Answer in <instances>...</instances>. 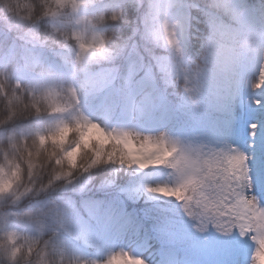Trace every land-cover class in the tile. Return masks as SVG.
<instances>
[{
    "label": "clouds",
    "instance_id": "1",
    "mask_svg": "<svg viewBox=\"0 0 264 264\" xmlns=\"http://www.w3.org/2000/svg\"><path fill=\"white\" fill-rule=\"evenodd\" d=\"M133 2L0 0V31L18 30L24 40L11 53L16 70L5 72L0 65V264H72L51 237L41 234L53 209L22 207L43 193L111 165L170 172L154 187L174 189L205 166L197 150L164 136L109 128L82 105L102 84L92 74L115 54L112 29ZM138 2L166 37L169 74L189 95H197L209 80L227 81L245 66L264 68V0H258L259 8L250 7L249 0H209L212 11L227 19L210 30L200 60L186 54V21L173 18L187 0ZM172 5L161 27L153 13ZM57 50L63 52L59 58ZM5 55L0 44V57ZM81 74L86 78L73 83Z\"/></svg>",
    "mask_w": 264,
    "mask_h": 264
},
{
    "label": "trees",
    "instance_id": "2",
    "mask_svg": "<svg viewBox=\"0 0 264 264\" xmlns=\"http://www.w3.org/2000/svg\"><path fill=\"white\" fill-rule=\"evenodd\" d=\"M249 5L253 8L262 6L258 0H249ZM174 13L188 17L186 54L194 60H200L203 41L216 23H222L227 17L213 12L209 0H187ZM153 21L149 20V13L144 11V6L138 0L127 6L121 21L112 29L116 52L94 69L93 78H102V84L83 98L85 110L95 117L105 114L112 121L120 118L124 120L132 97L129 92L153 81L156 83L154 90L144 97L146 105L150 109L165 106L166 121L176 125L180 123L183 133H189L201 120L211 117L212 111L231 115L238 103L237 90L243 87L249 77L246 69L243 68L223 83L209 80L197 95H189L169 74L167 41L160 30L154 34ZM49 27L51 25L42 26L37 31L44 32ZM22 43V33L18 30L0 31V44L7 53L0 57L3 71L16 70L9 53ZM55 55L59 58L63 52L57 50ZM86 76H73L72 81L76 83ZM120 106L123 109L117 113ZM124 112L126 115L121 116ZM224 123L215 133L211 131L207 135L205 154L230 145L232 134L225 130ZM158 170L122 165L97 168L79 181L43 193L37 201L31 204L25 202L22 207L27 210L44 204L43 211L53 209L45 217L41 234L51 237L52 243L72 264H96L98 256H107L112 251L111 242L115 236L123 237L128 233L133 240H151L156 237L164 252L172 256L176 254L177 247L193 242L196 237L212 235L209 244L219 249L221 258H235L238 249L233 240L234 232L218 230L213 223L205 227L200 220L189 216L183 204L174 198L161 196L154 201L150 197L144 179ZM96 200L100 201L105 213L100 217L96 215L94 219L90 208ZM117 204V214L110 215V210Z\"/></svg>",
    "mask_w": 264,
    "mask_h": 264
},
{
    "label": "snow or ice",
    "instance_id": "3",
    "mask_svg": "<svg viewBox=\"0 0 264 264\" xmlns=\"http://www.w3.org/2000/svg\"><path fill=\"white\" fill-rule=\"evenodd\" d=\"M253 88L264 90V68L259 70ZM254 103L257 108L264 107V100L257 99ZM248 127L255 138L260 125L251 123ZM251 147L255 149V145ZM203 155L205 166L186 184L174 189L152 186L149 191L175 197L187 214L200 220L205 227L213 223L226 233L239 229L240 236L250 237L254 244L252 264H264V207L260 206L255 195H246L249 189L264 192V150L259 156L253 153L250 160L247 150L232 145ZM121 261L123 264H145L142 258L125 252L109 257L108 264Z\"/></svg>",
    "mask_w": 264,
    "mask_h": 264
},
{
    "label": "rangeland",
    "instance_id": "4",
    "mask_svg": "<svg viewBox=\"0 0 264 264\" xmlns=\"http://www.w3.org/2000/svg\"><path fill=\"white\" fill-rule=\"evenodd\" d=\"M169 6H164V7H158L156 9V17L159 20V22L164 26V22L167 20L168 15L167 12L169 10ZM174 19L177 20V22L179 21L178 16H174ZM186 23L187 20L186 18H183ZM258 73H259V69L257 71V76L256 79L258 77ZM254 92V88L253 86L251 88H249V93L250 95H253ZM140 98L137 97L134 99V102H137L138 105H142V103H140ZM259 99V100H264V94H261L258 97H255V101ZM253 101L248 103V108L250 107L251 103ZM261 113L258 114L256 117H254V119L252 120V123H256L260 125V128L258 129L260 131V133L263 134V137L260 138H249L248 141H246V145L244 146V149L247 150L249 152V155H253V153H255L257 156H259L262 152V150H264V107L261 108ZM146 115V110L142 109V108H138L136 109V107H134L133 110V116L136 118L135 119V123L132 125L131 127V131L137 133V134H142L145 136H163L162 134L167 132L169 126L166 124L162 125V130L158 131L157 133L153 132V131H148V130H144L141 128L142 126V119L143 117H145ZM103 123H105V120H102ZM166 138H168L169 140H172L174 142H176L177 144H180L182 146L185 147H189L192 148L194 150H197L199 152H201L202 146H200V140L201 137L195 133L193 136L187 137V138H183L181 136L176 137V135H173L172 137H170L169 135L166 136ZM252 145H255V149H252ZM161 178L163 177H159L154 179L153 181V185L159 183ZM151 186V187H152ZM153 193V192H152ZM246 195H255L257 197V200L259 202V204L264 207V192L259 191L258 189H249L246 192ZM241 245L243 247V253H244V260H241V264H252V252L254 250V244L251 241H248V238H244V240H241ZM157 250V246H155L154 242L151 243H146L143 244V246L140 247H135V244H130L129 246H127V248L125 249V253L130 254L133 257H139L142 258L145 262V264H156L157 263V256H155V251ZM205 258L209 259V261H213V254L206 250V251H202L201 253ZM106 263V261H101L100 264H104Z\"/></svg>",
    "mask_w": 264,
    "mask_h": 264
}]
</instances>
